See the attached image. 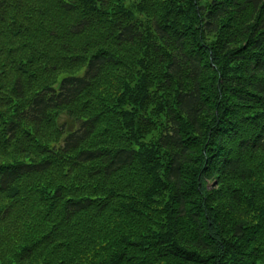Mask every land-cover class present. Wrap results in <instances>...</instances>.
I'll use <instances>...</instances> for the list:
<instances>
[{
	"label": "trees",
	"instance_id": "obj_1",
	"mask_svg": "<svg viewBox=\"0 0 264 264\" xmlns=\"http://www.w3.org/2000/svg\"><path fill=\"white\" fill-rule=\"evenodd\" d=\"M0 264H264V0H0Z\"/></svg>",
	"mask_w": 264,
	"mask_h": 264
},
{
	"label": "rangeland",
	"instance_id": "obj_2",
	"mask_svg": "<svg viewBox=\"0 0 264 264\" xmlns=\"http://www.w3.org/2000/svg\"><path fill=\"white\" fill-rule=\"evenodd\" d=\"M69 119L65 116V115H62V116H60V118H59V123L60 124H70L69 123ZM71 125H72V123H71Z\"/></svg>",
	"mask_w": 264,
	"mask_h": 264
}]
</instances>
